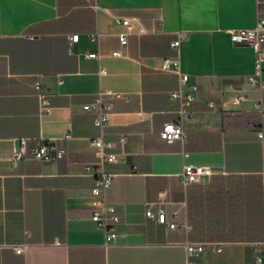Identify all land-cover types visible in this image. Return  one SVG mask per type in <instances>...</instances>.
<instances>
[{
	"label": "crops",
	"instance_id": "1",
	"mask_svg": "<svg viewBox=\"0 0 264 264\" xmlns=\"http://www.w3.org/2000/svg\"><path fill=\"white\" fill-rule=\"evenodd\" d=\"M114 15L134 17L133 26ZM258 17L264 0H0V264H188L187 240L221 245L196 255L197 264H264L254 255L264 243V138L257 133L264 113L255 105L259 95L264 103V86L248 83L253 48L229 34ZM137 21L147 31H136ZM180 29L187 35L176 48ZM89 31L101 35L91 39ZM118 47L122 54H112ZM164 57L197 84L184 141L160 135L179 109L169 96L178 72L160 68ZM35 80L51 94L48 113L39 111ZM232 87L247 98L228 101ZM99 89L112 101L103 137L121 151L118 137L127 134L119 159L108 163L114 175L106 198L119 214L109 242L91 217L95 176L84 167L98 160L89 139L101 129L83 104ZM65 131L63 157L12 162L17 138L32 145ZM186 161L214 172L184 182ZM148 207H161L165 220L147 215ZM19 242L26 251L14 249Z\"/></svg>",
	"mask_w": 264,
	"mask_h": 264
},
{
	"label": "built area",
	"instance_id": "2",
	"mask_svg": "<svg viewBox=\"0 0 264 264\" xmlns=\"http://www.w3.org/2000/svg\"><path fill=\"white\" fill-rule=\"evenodd\" d=\"M114 20L126 27H132L134 17L126 15H114ZM136 31L145 32L147 29L143 24L137 21ZM127 31L119 32V40L121 43L127 41ZM230 39L233 43L250 45L254 50V67L252 71L247 74L248 83L259 90H262L264 81L262 74L264 71V17H258L256 23L249 27H233L229 29ZM88 35L91 39H98L101 35L100 31H89ZM187 35L186 30L180 29L176 33V37L171 41L172 46L178 48L182 39ZM78 32L70 34L71 40H77ZM89 56L100 57L99 50H86ZM112 54H122L121 48H115L111 51ZM171 62H174L173 64ZM161 69H175L178 72V86L171 89L169 96L179 103L178 115L174 119L167 120L163 123L160 129L161 137L168 141L180 139L184 141L187 137V130L184 127L185 115L190 113L188 105L196 99L195 90L197 84L194 81H189V73L180 68L179 64L170 57H164L160 65ZM104 67H100L99 72H104ZM35 87L37 88L38 106L40 113H48L52 108L51 94L48 92L40 80H35ZM233 91L228 96L227 100L231 102H240L247 98V95L232 87ZM106 89H99L95 93L92 101L83 104L84 108L93 109L94 122L100 127L101 133L91 136L89 141L94 147L98 156L96 163L86 162L85 169L95 176V182L92 185V193L94 198L91 200L97 207L93 210L91 217L96 223L105 230L106 242L112 241L115 236L113 230H109L115 221L119 219V214L116 210V205L106 198V190L110 186L114 172L108 167V163L119 159L120 153L123 151L124 144L127 140L125 132L120 133L118 142L121 146V151L112 150L113 141L103 137L102 132L104 127L109 123V111L112 107V101L105 100L104 94ZM120 92H114L119 94ZM212 104V101H209ZM256 107L264 113V103L262 95H259L255 100ZM257 133L264 138V128L258 127ZM71 136L70 131H65L63 135L56 138L39 139L34 144L28 145L24 138H17L13 145V152L11 160L15 163L18 159L23 157H32L36 159H58L63 157L67 152L65 140ZM187 155L188 151H184ZM214 172V168L207 164H197L192 161H186L183 164L181 171V178L184 182L192 180H199ZM147 215L156 216L158 220H165V212L159 207L154 211L151 207L146 209ZM178 223L172 221L170 226H175ZM188 253V264H197L196 255L204 252L210 248L213 250L221 249V245L210 240H187L185 242ZM17 252H24L27 248L26 242H19L13 244ZM256 261H262L264 258V243L260 251L254 253Z\"/></svg>",
	"mask_w": 264,
	"mask_h": 264
}]
</instances>
